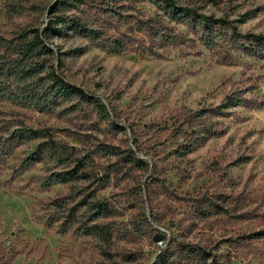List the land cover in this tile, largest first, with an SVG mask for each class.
I'll list each match as a JSON object with an SVG mask.
<instances>
[{
    "label": "rangeland",
    "instance_id": "obj_1",
    "mask_svg": "<svg viewBox=\"0 0 264 264\" xmlns=\"http://www.w3.org/2000/svg\"><path fill=\"white\" fill-rule=\"evenodd\" d=\"M71 1L0 0V59L39 30L53 50L42 76L84 91L47 111L0 100V264H264V55L231 29L264 34V0H175L209 17L197 23L143 0ZM58 15L94 32L46 34ZM156 17L182 42L139 30ZM203 108L229 113L191 149L153 126ZM90 203L108 207V233L64 232V212L93 216Z\"/></svg>",
    "mask_w": 264,
    "mask_h": 264
},
{
    "label": "trees",
    "instance_id": "obj_2",
    "mask_svg": "<svg viewBox=\"0 0 264 264\" xmlns=\"http://www.w3.org/2000/svg\"><path fill=\"white\" fill-rule=\"evenodd\" d=\"M121 1H139V0H121ZM148 1L160 9L166 12V17L172 21L179 23L184 17H189L193 21L202 22L209 19L208 16L199 14L191 7L180 5L175 0H143ZM71 0H57L53 8L55 11L60 10V5H72ZM201 19V20H200ZM219 23H225L223 18L217 19ZM75 25L79 26V31H85L87 33H93L94 31L88 28H83L76 19L69 18V16L58 15L53 24L51 23L45 31L60 33L61 29L58 25ZM234 37L244 38L254 45V51L261 52L264 55V34L248 32L243 33L238 31L236 27L231 26ZM140 31H146L150 36L151 41L155 42L161 39L164 44L177 45L182 42L183 34L176 31L173 27L165 23L164 20L159 17L144 21L139 29ZM35 35L32 39L27 38L28 33H23L13 44H8L10 55H3L0 59V100H15L22 101L24 105H34L42 111L51 109L59 99L64 95L80 94L84 91L76 85H72L67 82L60 74L55 72L54 68L49 69L46 75L42 76V73L47 69V60L40 59L42 55L53 52L48 44L42 42L40 31H35ZM221 35L217 29L210 28L204 31L201 36L203 43L212 48L217 45V39ZM116 40L115 42H117ZM120 41H118L119 43ZM256 46V47H255ZM44 77L50 79V86H45L43 90L42 80ZM11 80L18 85L17 90H14L10 84ZM6 84V85H5ZM42 86V87H40ZM49 97V98H48ZM225 100L229 103H235L236 105H242L243 100L237 97L236 94H228L225 96ZM51 105V106H50ZM208 112H210L208 114ZM229 112L223 109H200L191 112L186 111L180 113L178 116H173L164 120L162 123L154 124L159 131H170L174 133L169 134L177 139V142H183L186 148L191 149L202 138L215 137L221 133V130L217 128L219 120L213 119L216 116H225ZM189 115V116H188ZM173 138V139H174ZM116 153V152H114ZM84 164V163H83ZM62 178H53L48 185L53 183H63ZM84 207L88 205L83 203ZM81 204V205H83ZM91 204V203H90ZM90 206V205H89ZM63 207V206H62ZM93 210L96 208L98 212L95 215L87 216L85 212L79 209V206H73L72 209L65 211V220L63 221L64 232L70 229L74 234H80L89 236L97 231H102L105 235L108 233L103 224L97 221L98 215L101 213H108V207L103 203L91 204ZM87 209V208H86ZM64 219V218H63ZM72 225L74 228H72ZM200 258L198 262L201 264ZM203 262V261H202ZM204 263H207L205 259Z\"/></svg>",
    "mask_w": 264,
    "mask_h": 264
}]
</instances>
